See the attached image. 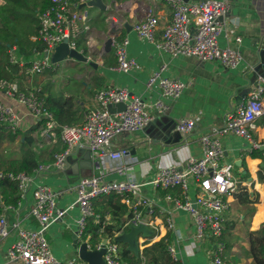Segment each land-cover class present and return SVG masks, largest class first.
<instances>
[{"label": "crops", "instance_id": "obj_1", "mask_svg": "<svg viewBox=\"0 0 264 264\" xmlns=\"http://www.w3.org/2000/svg\"><path fill=\"white\" fill-rule=\"evenodd\" d=\"M226 1L231 3L232 10L229 15L219 18V21L224 23L219 45L231 46L243 55L242 65L237 69L227 68L219 60L201 61L197 57H171L156 44L139 36L133 26L146 18L153 4L152 0H103L107 5L106 10L88 7L87 24L90 31L88 38H85L88 52L85 54L83 49H79L88 61L66 57L62 61H57L59 67L56 68L52 64V67L46 69L50 70V73L44 75L45 70L38 78L37 74L34 78L29 75L20 76L21 72L14 74L22 90H35L44 97L45 104L50 107L59 127L64 123H84L86 112L100 107L95 93L110 87H128L132 93L146 101L155 118L140 131L122 133L113 138L112 148H130V154L123 158H106L103 161L98 153L90 150L87 140L73 147L65 170L52 168L40 172L26 197L19 200L14 208L8 209V205L4 207L3 213L9 223L18 220L25 228H37L39 223L30 213L34 203L32 189L39 183L50 185L57 193L58 206L68 208L62 218L47 228L46 237L51 249L62 261L74 260L76 264H87L80 259L74 247L77 237L76 219L80 212L75 203L77 198L75 188L78 182L83 177L93 175H103L108 179L131 177L143 183L141 192L153 200L159 210L152 219L154 226L150 227L155 230V238L140 236L141 253L147 240H150L151 245L161 238L170 236L169 244L177 248L180 257L187 264H207L214 257L216 245L221 239L209 236L199 241L195 237L191 215L167 199L168 195H179L180 189H163L155 186L152 181L163 162L183 166L188 158L201 157L203 155L201 136L212 133L213 127L221 124L224 115L235 109L246 99L249 91L257 86L258 75H264V57L258 58L257 55L264 44V0ZM2 2L3 0H0V4ZM90 7L96 9L97 14L92 13L90 16ZM156 12L159 16V25L155 37L156 41H161L164 27L172 19V8L164 1H157ZM114 28H117L118 32L111 34ZM36 33L26 36V42L22 45H13L18 62L30 63L41 57L30 45L31 41H35L33 37ZM118 35L128 37L129 56L137 61V66L127 73L115 69L117 58L114 47L108 53L104 50L108 38ZM237 37H241V41H237ZM164 64L166 76L188 83L177 98H163L159 86L148 85L150 77ZM36 80L37 86H34L32 81ZM158 99H163L169 106L163 114H157L153 108L154 102ZM0 100L15 107L20 118L19 129L25 135L34 138L31 147L41 153L43 160L40 163H52L55 153L65 148V143L59 135L52 139L42 137L40 131L43 126H38L41 120L30 113L24 104L5 96L1 91ZM183 117L196 119L195 130L189 135H183L176 130V123ZM253 136L254 139L264 142V117L257 119ZM221 142L225 150L224 160L232 163L233 168L236 167L240 174V182L235 178L238 181V190L229 198L231 208L224 222V257L233 264H253V259L247 252L246 229L248 227L257 229L264 223V180H259L260 169L264 166V150L262 155L253 157L251 142L233 134L221 136ZM121 165L126 166L124 176L113 172ZM247 172L250 176L244 180V174ZM192 184L194 186V180ZM244 187L248 188L253 198V193L258 196L256 211L251 217L245 216L246 204L239 200L240 195L246 191ZM105 195H100L94 200V208L99 215L95 221L101 219L103 212L104 225H107L115 222L113 218L117 219L119 213L116 212L115 204L107 203ZM129 213L130 209L125 212L122 219L129 222ZM168 216L174 220L173 229L167 226ZM129 224L131 223L127 225ZM16 239L15 230H12L8 237H0V264H12L8 262L6 253ZM87 240L90 241V238ZM90 243L94 246L93 241Z\"/></svg>", "mask_w": 264, "mask_h": 264}, {"label": "built area", "instance_id": "obj_2", "mask_svg": "<svg viewBox=\"0 0 264 264\" xmlns=\"http://www.w3.org/2000/svg\"><path fill=\"white\" fill-rule=\"evenodd\" d=\"M89 0H51L50 6L40 13L39 29L33 40L43 44L42 49H35L40 58L30 63H20L25 67V74L33 76L52 67L50 58L55 56L56 48L64 41L70 49L79 51L78 38L85 33L88 38L90 31L88 20ZM153 4L141 22L133 28L135 32L147 41L157 45L171 57H197L201 61L219 60L225 67L237 69L242 65L243 55L235 48L221 47L219 37L224 31V23L219 18L230 14L232 5L226 0H202L188 2L186 0H152ZM157 1H164L172 8V19L164 27L161 41H156L155 32L159 25L156 12ZM83 5V6H82ZM241 41V37H237ZM128 37L113 38L117 64L115 69L129 72L137 66V61L129 56ZM10 60L18 63L15 57V47L10 49ZM74 58L69 55L67 58ZM54 61V60H53ZM166 65H162L150 77L149 86H159L163 98H177L188 86L182 79L166 76ZM0 91L5 96L24 104L30 113L43 121L40 134L44 138H56L57 135L65 143V148L55 153L52 163H43L35 168L33 173L0 170V180L9 179L18 182L20 200L31 190L40 172L56 168L65 170L69 164L72 148L87 140L92 152L98 153L101 160L106 158L120 159L130 154V148H112L115 136L126 132H137L147 127L155 115L149 110L146 101L132 93L128 87H110L100 89L95 98L100 107L90 109L85 114L82 124L57 123L53 113L46 107L44 97L35 90H22L16 80L2 78ZM125 102L126 108L112 111L111 106ZM153 108L157 114L165 113L169 106L163 99L154 102ZM264 117V75H258L257 86L251 89L235 109L228 111L220 125L213 127L212 133L201 136L203 155L187 159L183 166L177 163H162L152 183L164 189L179 188L180 195H168L179 209L187 211L194 223L195 237L202 241L209 236L220 238L223 234L226 214L231 208L229 198L238 190V181L234 178L233 164L226 162L225 150L221 142L223 135H238L251 142V150L260 149L264 142L254 139L253 130L258 118ZM0 124L11 127L14 131L20 128V118L11 104L0 100ZM196 119L183 117L176 123V130L183 135L194 132ZM59 127V130H58ZM116 174L124 176L126 166L114 169ZM192 180L195 184L193 186ZM137 179L131 177L108 179L103 175L83 177L77 184L76 204L79 215L76 219V234L79 241L84 240L89 220L99 218L94 208V200L103 194L116 193L126 204L130 212L128 223L138 225L145 223L154 226L152 220L157 211V205L141 192ZM34 199L31 215L39 223L37 228H25L21 221L9 223L5 213L0 215V237H8L12 230L17 232V239L8 247L6 257L12 264H76V261L58 259L46 237L47 228L54 221L62 218L68 208L58 206L57 193L48 184L39 183L32 189ZM8 209L14 208L8 205ZM167 226L175 227L171 216L167 218ZM102 243L95 248L100 249ZM104 254L105 264H121L118 242L108 241ZM225 244L219 241L215 255L207 264H233L224 257ZM171 258L178 264H187L179 255L177 248L169 244Z\"/></svg>", "mask_w": 264, "mask_h": 264}, {"label": "trees", "instance_id": "obj_3", "mask_svg": "<svg viewBox=\"0 0 264 264\" xmlns=\"http://www.w3.org/2000/svg\"><path fill=\"white\" fill-rule=\"evenodd\" d=\"M51 4V0H3L0 4V80L2 78L16 80L15 73L21 72L25 74V67L18 63H12L10 58V49L13 45H22L26 42V36L36 33L39 29V19L37 14L40 15ZM85 33H81L78 38V48L83 49L86 54L88 52V45L86 42ZM29 39V38H28ZM31 41V38H30ZM32 48L42 49L43 44L40 41H31ZM34 49V50H35ZM33 50V49H32ZM46 107L50 110L48 104ZM43 121L38 122V126H43ZM34 138L25 135L21 129L13 130L11 127L0 124V170L13 171L18 173L26 171L33 173L35 168L41 163L42 155L31 147V142ZM262 149L254 150L251 155L253 157L262 155ZM250 176L247 172L244 174L245 179ZM259 180H264V166L261 167L259 172ZM246 188V187H244ZM164 189V188H163ZM181 190L179 192V195ZM178 196V195H177ZM248 191H244L239 200L246 204L245 216H252L256 211V203H258V196ZM105 198L107 203L115 204L119 215L115 222L104 225L105 213L101 212V219L95 221L96 218L89 220L87 233L84 240L90 238L94 242V246L99 244L103 237L108 238L111 242L115 241L118 232L128 230L126 225L127 220L122 219L123 215L129 207L122 203L121 197L116 193L106 194ZM1 200L3 205H1ZM20 200V191L17 181L9 179L0 180V215L3 213L6 205L16 206ZM129 213V217L131 216ZM116 217V214L114 213ZM224 229L220 237L224 242ZM156 235L150 239L155 238ZM246 236L248 238V256L252 257L253 264H264V223L257 229H246ZM104 238V239H105ZM170 236L161 238L149 245L150 240H147L144 245L143 252L136 255L134 252L127 249L126 243H120V258L121 264H178L175 262L168 251Z\"/></svg>", "mask_w": 264, "mask_h": 264}, {"label": "water", "instance_id": "obj_4", "mask_svg": "<svg viewBox=\"0 0 264 264\" xmlns=\"http://www.w3.org/2000/svg\"><path fill=\"white\" fill-rule=\"evenodd\" d=\"M87 4L89 6L98 7L101 10L107 9V5L103 2V0H89ZM104 48L106 53L112 51L113 38L111 37L108 38V40L104 45ZM69 55L74 56L78 60L88 61V58L85 55H83L80 51L75 49H70L67 41H64L56 48V52L53 60L54 62L62 61ZM257 55L258 58L264 57V44L259 49ZM126 106L127 104L125 102L116 103L113 106H111V110L114 112L121 111L124 110ZM179 136H181V134H179ZM261 149L264 150V146H262ZM154 234H155V230L151 229L145 223H139L138 225L129 224L128 230L119 233L115 237V241L120 243H126L127 249L138 255L140 253V236L148 238L154 236ZM108 241H109L108 238L103 239L102 247L98 249V248H90L88 241H79L78 238L76 237L74 242V247L77 249L80 259L87 262V264H105L104 254L107 251L106 245Z\"/></svg>", "mask_w": 264, "mask_h": 264}, {"label": "rangeland", "instance_id": "obj_5", "mask_svg": "<svg viewBox=\"0 0 264 264\" xmlns=\"http://www.w3.org/2000/svg\"><path fill=\"white\" fill-rule=\"evenodd\" d=\"M89 10H91V12H90V16L92 15V13H94V14H97V10L96 9H91V7L89 8ZM109 12H112V10H109ZM107 16V15H106ZM37 18L39 19L40 18V15H38L37 14ZM89 23H90V21H89ZM53 59H54V57L52 56L51 58H50V61H51V64H54V66L57 68V67H59V63L58 62H54L53 61ZM45 71V70H44ZM50 73V70H46L45 72H44V75H48ZM40 74L41 73H37V78H38V76H40ZM34 75H36V74H34ZM33 75V78L35 77ZM37 82V80L35 81V82H33L32 81V84H35L34 86H37L36 83ZM237 168L236 167H234L233 169H232V173H233V176H234V178H236V179H239L240 178V174L237 172V170H236ZM239 182H240V179L238 180ZM239 187H240V183H239ZM149 239V238H148ZM147 240V239H146ZM82 262V260L80 261V263Z\"/></svg>", "mask_w": 264, "mask_h": 264}, {"label": "bare ground", "instance_id": "obj_6", "mask_svg": "<svg viewBox=\"0 0 264 264\" xmlns=\"http://www.w3.org/2000/svg\"><path fill=\"white\" fill-rule=\"evenodd\" d=\"M117 32H118V31H117V28H114V29L111 30L110 33H111V34H114V33H117Z\"/></svg>", "mask_w": 264, "mask_h": 264}]
</instances>
